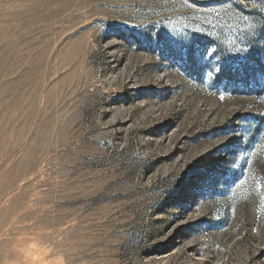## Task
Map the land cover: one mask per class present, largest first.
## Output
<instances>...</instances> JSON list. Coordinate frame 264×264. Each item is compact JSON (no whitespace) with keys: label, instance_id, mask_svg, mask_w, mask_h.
<instances>
[{"label":"rangeland","instance_id":"1","mask_svg":"<svg viewBox=\"0 0 264 264\" xmlns=\"http://www.w3.org/2000/svg\"><path fill=\"white\" fill-rule=\"evenodd\" d=\"M0 264H264V0H0Z\"/></svg>","mask_w":264,"mask_h":264}]
</instances>
